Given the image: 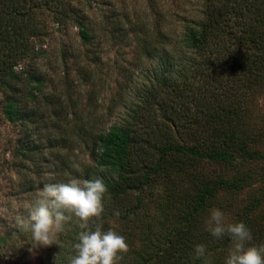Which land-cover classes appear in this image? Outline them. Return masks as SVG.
Here are the masks:
<instances>
[{
	"label": "trees",
	"instance_id": "trees-1",
	"mask_svg": "<svg viewBox=\"0 0 264 264\" xmlns=\"http://www.w3.org/2000/svg\"><path fill=\"white\" fill-rule=\"evenodd\" d=\"M90 1L104 3L0 0V100L4 118L31 121L30 109L26 111L28 106L18 90L26 84L30 99L40 93L43 75L25 63L35 58L33 44L48 33L47 21L55 23L58 31L73 24L80 44L88 53H95L90 47L97 29L86 19L87 6L83 5L89 7ZM203 1L202 16L184 21L178 40L172 42L159 28L140 37L138 51L157 58L156 66L161 69L155 76L158 88L163 89L159 93L147 90L127 110L124 120L110 124L90 140L91 161L84 169V179H96L95 170L111 171L113 176L103 181L108 189L103 198L104 212L89 220L88 228L101 226L125 237L129 251L117 264H205V259L211 264H225L232 241L228 236L214 238L206 230L205 222L213 208L230 213L229 223L243 222L251 231V244L264 245V218L258 221L254 217L264 194L259 192L235 210L225 199V195L242 192L256 176L264 177V165L258 164L263 156L245 148L247 117L242 106L245 95L263 87L255 77L264 73V0ZM108 7L116 12L113 5ZM151 9L158 20L160 13ZM122 15L124 21L127 13ZM103 21H110L104 23L103 34L124 36L126 29L116 13L105 15ZM109 25L113 26L107 28ZM142 27L131 28L137 33L145 31ZM167 182L163 199L152 214L146 213L147 196ZM116 211L119 216L113 214ZM68 223L62 231L67 233L64 243L68 248L54 247V255L51 259L48 256L45 264H70L77 254L74 244L83 230L81 222L73 216ZM197 244L206 246V257L195 258Z\"/></svg>",
	"mask_w": 264,
	"mask_h": 264
},
{
	"label": "rangeland",
	"instance_id": "rangeland-1",
	"mask_svg": "<svg viewBox=\"0 0 264 264\" xmlns=\"http://www.w3.org/2000/svg\"><path fill=\"white\" fill-rule=\"evenodd\" d=\"M102 1L103 4L90 1L89 7L83 4L87 6L86 19L97 29V38L90 47L95 53H88L80 44L76 27L71 23L58 31L56 24L49 20L46 23L48 33L41 41L35 40V58L25 64L31 63L34 71L43 75L40 93H35L30 99L26 95V84L25 88L18 90V95L28 106L26 111L30 109L31 121L4 118L0 100V237L3 235V240L0 239V264H45L54 255V247L68 248V243H64L66 231L57 234L56 243L50 246L33 247L30 231L21 228L18 221L27 220L28 206L34 202L43 184L84 180V169L91 161L90 140L94 134L124 120L127 110L147 94V90L163 89L162 86L158 88L155 76L161 69L156 66L157 58L138 51L140 37L159 28L168 33L172 42L176 41L181 38L183 22L200 18L202 4L205 5L203 0ZM105 2L113 5L116 12H110L112 9ZM151 6L160 13L158 20L153 17ZM114 13L126 29L123 37L111 38L102 33L104 23L110 22L103 21L105 15L109 17ZM125 13L127 17L123 21L122 14ZM142 25L145 31L135 33L131 28ZM164 47L168 48V45ZM255 79L263 87L245 95L242 106L247 126L243 140L249 153L263 156L258 161L262 166L264 73L256 74ZM136 107L141 109V106ZM19 150H26L24 158H21ZM94 173L96 179L103 181L113 176L111 171L95 170ZM168 186L169 182L158 186L152 196H147L146 213L154 212ZM259 192L264 194V177L256 176L242 192L225 195V199L230 200L235 210L249 203ZM131 204H134L133 200ZM224 215L229 223L232 219L230 213ZM254 217L258 221L264 218V200L257 206Z\"/></svg>",
	"mask_w": 264,
	"mask_h": 264
},
{
	"label": "clouds",
	"instance_id": "clouds-1",
	"mask_svg": "<svg viewBox=\"0 0 264 264\" xmlns=\"http://www.w3.org/2000/svg\"><path fill=\"white\" fill-rule=\"evenodd\" d=\"M107 186L101 178L94 180L69 179L67 182L43 184L34 202L28 206V218L20 219L18 225L30 231L33 247L50 246L56 236L64 230L65 223L75 217L83 229L74 244L76 255L70 264H117L129 251L125 237L113 229L88 228L92 218L104 212L103 198ZM119 216V212L113 213ZM206 230L217 239L230 237L232 246L228 250L225 264H264V245L251 244L253 237L243 222L227 223L224 212L213 208L209 213ZM206 246H194L197 259L206 257ZM205 264L211 262L205 259Z\"/></svg>",
	"mask_w": 264,
	"mask_h": 264
}]
</instances>
